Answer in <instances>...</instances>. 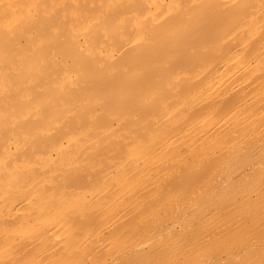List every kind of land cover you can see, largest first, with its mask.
<instances>
[{"label":"bare ground","instance_id":"bare-ground-1","mask_svg":"<svg viewBox=\"0 0 264 264\" xmlns=\"http://www.w3.org/2000/svg\"><path fill=\"white\" fill-rule=\"evenodd\" d=\"M262 154L264 0H0V264H206L264 228Z\"/></svg>","mask_w":264,"mask_h":264},{"label":"rangeland","instance_id":"rangeland-1","mask_svg":"<svg viewBox=\"0 0 264 264\" xmlns=\"http://www.w3.org/2000/svg\"><path fill=\"white\" fill-rule=\"evenodd\" d=\"M263 155H264V154H262L261 156H263ZM249 158H250V157H249ZM250 159L252 160V162H254L253 158H250ZM250 159H249V161H247V160L245 161V160H244L243 163H242L241 161H240V162H241L243 165L246 164V163L249 164V163L251 162ZM257 161H258V159H257V156H256V163H257ZM240 162H239V164H240ZM245 162H246V163H245ZM242 164H241V166H242ZM248 164H246V165H248ZM259 171H260V170H259ZM259 171L256 170V175L253 177V180H252V177L249 178L250 180L248 179V181H249L248 184L250 185L253 181H254V182H257V181H255V179L258 178L257 175H258V173H259V175H260L259 178H261V179H257V180H259V181L262 180V181H260V182L258 183V185H257V183H256V188H258V187L261 188V185H262L263 192L261 193V195H263V193H264V183H263L264 180H263V179H264V178L261 177V176L264 175V174H263L264 171H260V172H259ZM257 172H258V173H257ZM261 174H262V175H261ZM256 176H257V177H256ZM250 182H251V183H250ZM249 185H248V186H249ZM233 186L235 187V189H232ZM233 186H230L231 189H230V187H228V188H225V190H227V191H230V190H231L230 193H229V194H231V192H233L234 190H235V191L237 190L236 188H238V187H244V186H235V185H233ZM228 189H229V190H228ZM242 189H243V188H242ZM244 189H245V188H244ZM244 189H243V190H244ZM201 190L204 191V194L206 193V190H205V189L202 188ZM225 190H224V189H220L218 192H216V194L218 193V196H216V197H210V195H212V194L209 195V194L206 193V194H205L206 197L209 198V199L211 198L210 200H207L206 197L203 196V197H198L199 200H197V198H195L194 201L197 200L196 202H194L193 200L189 201V204H190V206H191L192 208H191V207H189V209H188V208H185V210H193L194 208H195L194 210H196V208L199 207V205H200V207L203 206L202 208H199V209L197 208V210H196L195 212H193V214H191L192 216L194 215L196 218L194 217V218H191V219H189V220L186 221V220L184 219V216H182L183 213L180 211L181 209L179 210L180 213H179L178 210H176L179 214L176 213V211H174L175 213L172 212L173 214L170 213V214L172 215V217L174 216V214H176V215L178 214V218H176L175 220H174V217H176V215H175L173 218L171 217L170 214H169L170 216H166V215H168V213L171 212V211H169V212L167 211V213H166V211H164V213L162 212L161 214H163V215H162V217H161V215H160V218H163V219H161V221L159 222L158 220H160V219L158 218V220H155V221L152 222V225L150 224L151 226L149 225L151 228H152L153 226H154V227L156 226V230H157V231H158V229H159V231H158L159 233L157 232L156 234H154V235L152 236V238H153L152 240L155 242V240L160 239V236L163 235V236L161 237V240H162V239H163V240L165 239L164 241L169 243V241L173 242L172 236L174 237V240H177L179 236H180V237H181V236H184V235L188 232V233L186 234V236H185V237L187 238L186 240H187V241H188V240H189V241H192V243H191V242L189 243V241H188V242H184L185 238H183V237H181V238L184 239V240L182 241V242H184V244L181 242L182 239H181L180 237H179V239H181V240L178 239V243H179V245L182 243V244L180 245V246H182V247H183V246H189V245H192L193 242H194L192 239H194V236L197 237V235H196L197 233H195L196 230L198 229L197 232H198V231H201L202 228H201L200 226H201V224L204 225V221H202L203 218H199V216H201V214H199V213H200V211H202V213H203V212L205 211L204 208H205V209H207V208H208V209H209V208L211 209V208L216 207V206L218 205V206H219V209H220V210L222 209V211H220V213H222V214H223V213L228 214L229 212H231V213H229L228 215H226L227 217H225V215L223 214V215H218L217 218H215V217H214V218L217 220L219 216H222V218L219 217V219H218L217 221H222V220H223L221 223H225L226 221H229V219H230L231 217L233 218V215L231 216L230 214H234V213H235L234 211H236V210H234V209H236V208H234L233 210L229 211L230 208H229V206H228V203H229L230 201L232 202L233 200H235V199L237 198V194H238L240 191H239V189L236 191V192H238V193H236V192L234 191V192L236 193V194L233 193L234 195H236L235 198H234V197H231V195L234 196L233 194H231L230 196H229V194H228V196L231 198V199H230L229 197H227V195H226L227 192H226ZM232 190H233V191H232ZM240 190H241V189H240ZM243 190H242V192H243ZM222 192H224V194H225V192H226L225 197H226V199H229V200H226L225 197H224V199H225L226 202H225L224 200H221V199H220V197L222 198V196L224 195ZM208 193H212V192H208ZM240 193H241V192H240ZM221 194H223V195L221 196ZM239 195H240V194H239ZM208 196H209V197H208ZM263 196H264V195H263ZM202 198L205 200V204L208 203V202H209L210 204H211V202H212V204H213V203H215V204H213L212 206L208 207V204H209V203L206 204V205H204V203H203V205L201 206V204H202L201 202H203ZM217 198H218L219 201H221V202H219L218 200H216ZM200 199H201V200H200ZM222 199H223V198H222ZM232 199H233V200H232ZM206 200H207V201H206ZM192 201H193V202H192ZM199 201H200V202H199ZM210 201H211V202H210ZM213 201H214V202H213ZM222 201L224 202V204H222V203H223ZM228 201H229V202H228ZM191 203H192V204H191ZM194 203H195L196 205H193ZM198 203H199V205H198ZM200 203H201V204H200ZM218 203H220V204H218ZM210 204H209V205H210ZM192 205H193V206H192ZM184 206L186 207V205H184ZM204 206H205V207H204ZM218 206H217V208H218ZM227 206H228V207H227ZM224 207H225V210H226V208H227V210H228L227 212H228V213H227V212H224V210H223ZM257 207H258V208H257ZM256 208H257V210H258V209H259V206H256ZM260 208H261V207H260ZM262 208H263V207H262ZM208 209H207V210H208ZM183 212H184V210H183ZM196 212H197V215H199V216L196 215ZM236 212H237V211H236ZM256 212H257V211H256ZM165 213H166V214H165ZM257 213H258V212H257ZM164 214H165V215H164ZM235 215H236V214H235ZM235 215H234V216H235ZM223 216H224V218H227V219L229 218V219L225 221L224 218H223ZM228 216H229V217H228ZM166 217H167V220H168L169 222H168L167 220H165ZM168 217H169V218H168ZM170 217H171V218H170ZM197 217H198V218H197ZM164 218H165V219H164ZM214 218L212 219V220H213V223L215 222V221H214ZM232 218L230 219V221L232 220ZM169 219H171V220H169ZM198 219H199V220H198ZM220 219H221V220H220ZM162 220H165V221L162 222ZM203 220H205V223L208 222V223L206 224V226L204 225L206 228H208V227H209V223H210L211 221H209V219H208V218H205V217H204ZM206 220H207V221H206ZM156 221H157V222H156ZM166 221H167V222H166ZM184 221H185V222H184ZM190 221H192V222H190ZM199 221H202L203 223H202V222L200 223ZM256 221H257V220H256ZM173 222H174V223H173ZM179 222H180V224H179ZM156 223H157V224H156ZM158 223H160L162 226H161V225H158ZM183 223H184V225H182ZM191 223H192V224H191ZM194 223H195V224H194ZM198 223H199L200 226H199V225H196V224H198ZM216 223H217V222H216ZM257 223L260 224L261 221H260V222L257 221ZM257 223H256V227H257ZM189 224H190V225H189ZM217 224H218V223H217ZM219 224H220V222H219ZM166 225H168V226H166ZM192 225H195L194 228H192V227H193ZM158 226H159V227H158ZM165 226H166V227H165ZM176 226L179 227V229H178ZM189 226H190V227L192 226L191 229H188V230L185 229V227L188 228ZM258 226H259V225H258ZM162 227H164V228L161 229ZM168 227H171V228L173 227L174 230H173V229L167 230ZM182 227H183V228H182ZM190 227H189V228H190ZM196 227H197V229H195ZM198 227H199V228H198ZM205 227H204V228H205ZM157 228H158V229H157ZM175 228L177 229V231H176ZM204 228H203V229H204ZM258 228H259V227H258ZM260 228H262V227H260ZM160 229H161V230H160ZM183 229H184V230H183ZM194 229H195V230H194ZM263 229H264V228H263ZM263 229H258V230H257V228H256L257 232H259V233H260L261 231H263ZM204 230H205V231H203V232H207V231H208L207 229H204ZM259 230H260V231H259ZM148 231H149V230H148ZM175 231H176V232H175ZM181 231H182V232L187 231V232H184V234H183ZM191 231H192V234H191ZM233 231H235V230H233ZM173 232H175V234H174ZM177 232H178V233H177ZM193 232L195 233V235L193 234ZM263 232H264V231H263ZM263 232L260 233L261 235H260L259 233H256V235H251V236H250L249 234L243 232L244 234L249 235V236L246 238L247 235H242V234H241L242 232H241V233H239V232H235V233H233V234H234V236H233L232 232L230 231L231 234H230V233L227 234L228 237L230 236L229 238L226 237V240H224L225 237H224V236L222 237V238H223V239H222V242H223V240H224L223 244H222L221 240L218 239V240L220 241L219 246H218V243L215 242L216 244L213 243V246H214V245H216V246H214L213 249H209L211 246H209V248H208V246H205V247H204V248H205V251H207L206 253L209 254V255H206L204 258H207V259L210 258V260H209L208 262H211L212 264H213L214 262H215V264H222V263H224L223 260H226V262L228 261V263L230 262L229 260H231V262L234 263V261L236 262V261H237L236 259H238V258L241 259L240 262H241L242 260L246 259V260H244V262L242 261V264H243V263H245V262L249 259V258H247L248 256L251 257V255H252V256L255 255L256 258H255V257H252V258H255V259H256V260L253 259V260H254V263H255V264H262V263L264 264V262H263V261H264V246H263L264 243H262V240H263V238H264V237H262V236H264ZM171 233H173V234H172V236H171V238H170L169 235H170ZM180 233H181L182 235H181ZM236 233H237L238 236H239V234H241V235H242L241 237H242V239H244V241H242V239H239V240H238V239H235L236 236H237V235H235ZM145 234H146V233H145ZM157 234H160V235H157ZM176 234H177V235H176ZM179 234H180V235H179ZM190 234H191V235H190ZM204 234H205V233H204ZM204 234L200 232L198 237L201 236V237L203 238ZM258 234H259V236H258ZM166 235H167V238H165ZM187 235H188V236H187ZM189 235L192 237V239H189ZM192 235H194V236H192ZM205 235H206V234H205ZM141 236H142V235H141ZM141 236H139V237H141ZM149 236H150V235H149ZM149 236H148V237H149ZM232 236L235 237L234 240L232 239ZM238 236H237V237H238ZM255 236H257L258 238H255ZM260 236H261L262 238H261ZM139 237L137 238V236H135V238H136L137 240L140 239ZM175 237H176L177 239H176ZM198 237H197V239H198ZM241 237H239V238H241ZM243 237H244V238H243ZM250 237L253 238V239L251 240ZM131 238H133V237H131ZM135 238H133V239H134V242H135ZM144 238H145V237H144ZM144 238H143V236H142V239H144ZM150 238H151V237H150ZM245 238L248 239V242H247V243H249V245L246 244V246H245V243H246V241H247ZM166 239H167V240L169 239V241H167ZM197 239H195V240H197ZM230 239H231V240H230ZM255 239H259V242H260L261 244H260L258 241H256ZM125 240H126V241H125V243H126L127 241H129V238H125ZM140 240H141V239H140ZM186 240H185V241H186ZM232 240H233V241H232ZM240 240H241V241H240ZM249 240L251 241V243H250ZM131 241H132V240L130 239V242H128V243H132V242H133V241H132V242H131ZM164 241H163V242H164ZM179 241H180L181 243H180ZM219 241H218V242H219ZM228 241H229V242H228ZM230 241H232L233 244H230V243H231ZM253 241H254V242H253ZM227 242H228V243H227ZM238 242H239V243H238ZM263 242H264V240H263ZM185 243H187V244L185 245ZM188 243H189V245H188ZM225 243H227V244H225ZM242 243H244V245H242V246H239V245H238V244L241 245ZM254 243H257V244H258V245L256 244V245H257L256 248H257L258 250L260 249L259 251H258L256 248H254V246H253V245H255ZM221 244H222L223 246H224V244H225L226 247H223V248H222V247H221ZM228 244H229L230 246H229ZM252 244H253V245H252ZM262 244H263V245H262ZM233 245H234V246L236 245V246H235V249H234V246H233ZM227 246H228L229 248L233 246V247H232L233 250H230V249H229V250L231 251V252H230V251L228 250ZM237 246L240 247L241 249L239 250ZM247 246H248V247H247ZM261 246H262V247H261ZM146 247H147V246H146ZM246 247H247V248H246ZM260 247H261V248H260ZM204 248L202 247V248H201L202 250L199 248V249L202 251V252H201V253H202V256H204L203 253H205V251L203 250ZM206 248H207V250H206ZM211 248H212V247H211ZM216 248H217L218 250H216ZM232 248H231V249H232ZM144 249H147V248L144 247ZM144 249H142V250L139 251V252L142 253V251H143L144 254H145V252H147V254H148V253L150 254V253H152V252H153L154 254H155V253H156V254H157V253L159 254V252H157V251L155 252V250H154V251H153V250H150V251L148 252V250H145V251H144ZM148 249H149V248H148ZM199 249H198V251H199V253H200V250H199ZM208 249H209V251H210V250L213 251L212 254H211V252L208 253V252H209ZM224 249H227V251H225ZM253 249H254V251H255V250H257V251L254 252V251H252ZM242 250H244V251H242ZM241 251H242V252H241ZM232 252H233L234 254H233ZM248 252H251L252 254H250V253H248ZM141 253H140V255L142 256ZM153 253H152V255L150 254V257L152 256L153 260H152V258H149V255H148V259L152 260V262L149 260V261L146 262V263H148V264H149V263L152 264L153 262H155V260H156V261L159 260V258H160V254H159V256H157V255H154ZM221 253H223V254H221ZM226 253H227V254H226ZM231 253H232V254H231ZM133 254H134V255H133ZM147 254H146L145 256H147ZM163 254H164V253H163ZM163 254L161 253V255H163ZM196 254H198V253L196 252ZM196 254H195V255H196ZM218 254H219V255H218ZM235 254H237V255H235ZM131 255H133V257L131 256V257H132L131 260H133L136 254H135V253H132ZM140 255H138V256H140ZM195 255H194V256H195ZM198 255L201 256V254H198ZM198 255H196V256H198ZM233 255H234V256H233ZM257 255H258V256L260 255V257L258 258ZM153 256H155V258H156V256H157V259H155ZM226 256H227V257H226ZM231 256L234 257V259H233ZM240 256H241L242 258H241ZM261 256H262V257H261ZM158 257H159V258H158ZM198 257H199V256H198ZM198 257H193V258H195V259L192 258V260H198ZM219 257H220V259H219ZM244 257H245V258H244ZM146 258H147V257H146ZM181 258H182V257H181ZM181 258L179 259L180 262H184V261H185L184 263L187 264V263H186L187 261L184 260L183 258H182V260H181ZM196 258H197V259H196ZM199 258H200V257H199ZM222 258H223V259H222ZM227 258H228V259H227ZM230 258H232L234 261H233L232 259H230ZM261 258H262V260H261ZM138 259H140V261L143 260L142 262L145 264V262H144V261H145V260H144V259H145L144 256H142V259H141L140 257H138ZM165 259H166V258H165ZM200 259H201V258H200ZM217 259L220 261V263H219V262L216 263V260H217ZM146 260H147V259H146ZM179 260H178V261H179ZM183 260H184V261H183ZM211 260H212V261H211ZM214 260H215V261H214ZM218 260H217V261H218ZM251 260H252V259H251ZM251 260L249 259L248 261L251 262ZM164 261H165V260H164ZM166 261H167V260H166ZM170 261H172V260H170ZM170 261H167V262H165V263H168V264L170 263V264H171L172 262H170ZM178 261H177V262H178ZM248 261H247V263H245V264H251V263H248ZM255 261H257V262H255ZM142 262H141V263H142ZM177 262H175V264H181L180 262H179V263H177ZM189 262H190V263L192 262L191 264H195L194 261H191V259H190ZM189 262H188V263H189ZM195 262H196V261H195ZM208 262H207L206 264H208ZM258 262H259V263H258ZM260 262H261V263H260ZM143 263H142V264H143ZM162 263H163V262H162ZM165 263H164V264H165ZM196 263H197V262H196ZM211 263H210V264H211ZM237 263H238V262H237ZM172 264H174V262H173ZM182 264H183V263H182ZM226 264H227V263H226ZM235 264H236V263H235ZM238 264H239V263H238ZM240 264H241V263H240ZM252 264H253V263H252Z\"/></svg>","mask_w":264,"mask_h":264}]
</instances>
